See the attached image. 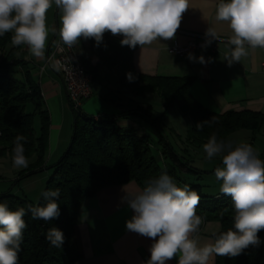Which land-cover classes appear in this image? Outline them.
Wrapping results in <instances>:
<instances>
[{
	"label": "clouds",
	"instance_id": "clouds-1",
	"mask_svg": "<svg viewBox=\"0 0 264 264\" xmlns=\"http://www.w3.org/2000/svg\"><path fill=\"white\" fill-rule=\"evenodd\" d=\"M55 6L59 28H50L48 12ZM188 0H0V36L11 33V44L26 46L34 58H45L50 33L57 32L68 49L81 39L103 43L104 34L121 36V46L135 48L157 40H170L180 27ZM215 20L229 29L224 60L231 66L241 62L249 49H264V0H218ZM220 34L215 27L205 31L202 47ZM189 60L205 63L203 55L188 54ZM211 60V58H209ZM57 68V65H53ZM127 78L132 80V74ZM211 120L198 122L197 129ZM23 135L13 140L12 164L16 169L28 167ZM208 160L221 158L214 175L221 181L220 192L230 196L234 208L233 227L212 232L201 241L199 233L204 218L197 214L199 193L187 183L180 186L167 171L149 179L142 188L123 187L122 201L132 209L126 229L152 239L150 257L145 264H215V257L235 258L249 246L259 247L258 235L264 230V159L246 141L225 143L212 133L202 145ZM43 205H30L15 210L0 203V264H19V253L27 228L25 215L45 222L59 217L60 189L43 192ZM85 216H81L83 221ZM52 247L61 248L64 233L58 227L46 232Z\"/></svg>",
	"mask_w": 264,
	"mask_h": 264
},
{
	"label": "trees",
	"instance_id": "trees-1",
	"mask_svg": "<svg viewBox=\"0 0 264 264\" xmlns=\"http://www.w3.org/2000/svg\"><path fill=\"white\" fill-rule=\"evenodd\" d=\"M11 35L6 33L0 36V156L12 160L13 140L17 135H23L26 157L29 159L37 154V158L18 172L16 183L44 169H52L44 191L60 189L58 218L45 222L33 220L30 213L25 215L28 226L24 230L19 264L74 262L78 258L73 247L76 215L84 200L103 187L132 180L143 184L164 171L179 184L183 180L181 175L185 173L200 175L204 172L192 165L187 149L189 145L195 148L202 146L212 133H216L224 141L228 135L240 129L251 130V140L264 133V113L251 110L224 113L210 111L190 93L193 80L190 77L147 76L138 73L132 62L133 48L121 46V37L106 32L100 46H96L94 39H88L98 50L102 60L109 67L119 68L120 80L130 84L135 92L156 94L164 102V110L160 114H155L149 105L141 108L142 118L155 128L164 165H160L158 156L153 154L147 133L138 134L136 130L124 129L118 124V117L133 114L132 111L101 117L86 114L81 108L82 105L74 108L70 102L74 114L73 136L60 159L47 166L45 156L48 149L49 113L29 62L17 56L23 46L8 47ZM75 49L95 79L96 68L87 66L78 44ZM128 73L132 74V80L127 78ZM29 103L34 105V112L27 110ZM172 107H177L192 121L185 135L186 148L181 151L170 141L163 129L165 117ZM37 113L41 117L39 136L34 128ZM206 120H211V123L205 124L201 129L196 128L198 122ZM211 172L214 174L215 169ZM189 185L200 195L196 209L199 216L205 220L220 221L221 231L233 227L234 208L230 196H207L201 193L200 184ZM45 202L43 193L38 202H34L25 194L17 195L12 188L0 192V203H7L13 210L19 207L27 210L30 205H43ZM53 226L64 233L65 239L61 248L52 247L46 239V232ZM258 235L262 241L259 247L249 246L235 258L217 256L216 264H264V230Z\"/></svg>",
	"mask_w": 264,
	"mask_h": 264
},
{
	"label": "crops",
	"instance_id": "crops-1",
	"mask_svg": "<svg viewBox=\"0 0 264 264\" xmlns=\"http://www.w3.org/2000/svg\"><path fill=\"white\" fill-rule=\"evenodd\" d=\"M217 2L218 0H188L189 6L183 13L178 28L183 31H177L174 39L157 40L143 46L137 45L132 53L133 66L138 73L147 76L192 78L190 93L210 111L224 113L251 110L264 113V49H249V54L242 58L241 62H234L229 66L223 58L226 51L224 42L230 33L226 23L215 20ZM48 24L50 28L58 29L60 26L55 6L48 12ZM209 26L216 28L221 42L214 52L207 50L197 52L196 57L203 55L205 63L180 57L171 51V46L175 42L184 44L191 33L205 34ZM57 37V32L50 33L43 60L31 56L26 46L17 53L18 57L29 62L33 77L41 87L45 108L49 113L50 126L45 160L48 154L51 156L56 153L63 154L71 136L67 134L68 127L65 125L68 107L71 108L70 99L62 75L58 70L46 66L48 53ZM12 46L14 45L9 43L8 47ZM78 48L87 66L96 68L92 95L83 102L82 110L86 114L101 115V117L132 111L133 114L118 117V124L124 129L137 131V128H141L143 133L156 135L155 128L142 118L141 108L149 105L155 114H160L164 110L162 99L153 93H137L130 84L122 82L120 69L109 67L88 39H81ZM30 112H34V105ZM34 121L40 122L39 131H36L34 126L36 135L39 136L41 117L38 113ZM191 124V119L184 116L177 107H172L165 117L163 129L180 151L186 148L185 135ZM252 135L251 130L240 129L228 135L225 143L249 142ZM156 138L158 141V137ZM158 146L160 147L159 142ZM187 149L189 154H198L202 146L195 148L189 145ZM202 154L206 158V154L204 152ZM36 158L37 154L29 158V164ZM46 165L49 166L47 163ZM20 170L13 167L11 159L0 156L1 180L16 179V174ZM214 178L213 176L211 181L206 182L203 187H212L216 190L214 196H217L222 194L221 181ZM144 184L145 182L141 184L132 180L123 184L106 186L84 200L76 215L73 230V247L78 258L71 264H145L150 257L149 248L152 239L126 229V221L131 218L133 211L121 199L124 195L123 187L142 188ZM13 192L29 197L24 190L22 194L16 190ZM31 200L38 202L39 199ZM82 215L85 216L83 221ZM221 228L220 221L204 219L199 233L201 241L210 239L212 232ZM167 264H177V260L174 258Z\"/></svg>",
	"mask_w": 264,
	"mask_h": 264
},
{
	"label": "rangeland",
	"instance_id": "rangeland-1",
	"mask_svg": "<svg viewBox=\"0 0 264 264\" xmlns=\"http://www.w3.org/2000/svg\"><path fill=\"white\" fill-rule=\"evenodd\" d=\"M160 101H161V99H160ZM27 110L28 111L33 110V105H31V103L28 105ZM66 116H67V118L65 120L66 121L65 125L68 127L67 134L69 136L71 135L70 140H69V143H70L71 138L73 136V132H74V114H73V111L70 107H68V112H67ZM34 126L37 129L36 131H39L40 122L35 123V121H34ZM137 132H139L140 134L143 133L141 128H137ZM149 136H150V140H151V144H152L153 154L158 156L159 164L164 165L163 160H161L162 159L161 154H160L161 151H160V147L158 146V141L156 138L157 136L154 134H150ZM248 143L252 144L253 147L260 154V157H263V159H264V133L258 134L254 140H251ZM202 152H203V148L198 152V154L190 153V157L192 159V165L196 166L199 169H202L204 172H201L200 175H193V174L185 173L184 175H181V176H183L182 177L183 182L179 181V184L181 186L185 183H187V184H191V183L200 184L202 186V189H201L202 194L207 195V196H214V193H216L215 192L216 190L213 189L212 187H207V188L203 187V185L206 182L209 183V181H211L213 176L215 177V175L212 174L211 171L214 170L217 166H221V158L220 157H214L212 160H208L207 158H205L203 156ZM61 156H62V154L60 155L57 153L53 156L48 154V156L46 158V163L48 165H52L55 162H57ZM51 170L52 169H44L40 172H37V173H35L29 177H26V178L20 180L18 183H16L15 179L14 180H9V179H2L1 180L0 179V192L6 191V190L12 188L16 191H20V193L22 194L23 190H24V191H26V193H28L29 198L34 199V200H38L41 197V195L45 189L46 182H47L48 178L52 174ZM7 175H9V174L7 173ZM17 175H18V172L16 174V177H17ZM215 178H214V180H215Z\"/></svg>",
	"mask_w": 264,
	"mask_h": 264
},
{
	"label": "built area",
	"instance_id": "built-area-1",
	"mask_svg": "<svg viewBox=\"0 0 264 264\" xmlns=\"http://www.w3.org/2000/svg\"><path fill=\"white\" fill-rule=\"evenodd\" d=\"M177 31L182 32L183 30L178 29ZM204 42L205 34L191 33L186 43L180 44L175 42L171 46V51L180 57L188 58L189 53L196 56L200 50L210 52L217 50L218 42L216 40H213L210 45L202 47ZM53 65L58 66V71L62 75L71 104L74 108L80 107L84 100L92 95L94 74L88 71L75 46L68 49L62 45L59 36L56 38L54 46L48 53L46 59V66L57 70Z\"/></svg>",
	"mask_w": 264,
	"mask_h": 264
}]
</instances>
